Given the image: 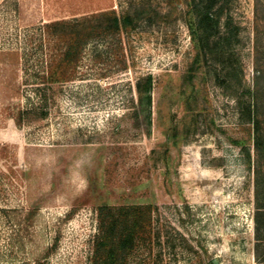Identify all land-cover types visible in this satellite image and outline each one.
<instances>
[{
    "label": "rangeland",
    "instance_id": "rangeland-1",
    "mask_svg": "<svg viewBox=\"0 0 264 264\" xmlns=\"http://www.w3.org/2000/svg\"><path fill=\"white\" fill-rule=\"evenodd\" d=\"M191 1L0 0V264H92L97 208L134 204L151 223L121 264H264L242 111L258 87L264 112V0H213L203 49ZM103 12L136 20L47 82L66 41L39 26Z\"/></svg>",
    "mask_w": 264,
    "mask_h": 264
},
{
    "label": "trees",
    "instance_id": "trees-1",
    "mask_svg": "<svg viewBox=\"0 0 264 264\" xmlns=\"http://www.w3.org/2000/svg\"><path fill=\"white\" fill-rule=\"evenodd\" d=\"M191 7L195 9V25L202 31V36L198 37L199 49L204 48V43L210 35L218 32V20L212 13L213 0H192ZM95 24L86 29L85 24H89V19L73 18L72 20H57L47 24H41L40 30L44 28L51 35L62 37L66 41L60 64H49L48 75L45 79L49 83L57 82L60 79L56 74L58 67H65L75 63L79 50L84 40L93 33L101 30L103 32L126 29L136 20L129 14L117 16L112 13H100L93 17ZM86 22V23H84ZM106 23V24H105ZM83 25V28L78 27ZM42 44H40L41 46ZM259 71V77L264 73ZM152 78L150 75L138 78L136 88L140 100L146 104L150 103V91ZM261 94L258 87L247 91V103L243 112L247 122L251 127L253 161L250 152H246V163L253 165L254 173V197H255V257L259 258V248L264 244V112L261 111ZM41 115V114H40ZM151 205H101L97 208L98 232L94 240L92 264H121L123 258L138 243L144 240V233L151 223ZM264 250V247H263ZM261 261L264 262V259Z\"/></svg>",
    "mask_w": 264,
    "mask_h": 264
},
{
    "label": "water",
    "instance_id": "water-1",
    "mask_svg": "<svg viewBox=\"0 0 264 264\" xmlns=\"http://www.w3.org/2000/svg\"><path fill=\"white\" fill-rule=\"evenodd\" d=\"M213 264H217L215 260L213 261Z\"/></svg>",
    "mask_w": 264,
    "mask_h": 264
}]
</instances>
